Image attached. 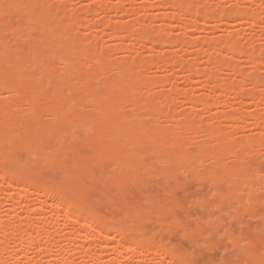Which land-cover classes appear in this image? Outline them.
I'll list each match as a JSON object with an SVG mask.
<instances>
[{
  "label": "bare ground",
  "instance_id": "6f19581e",
  "mask_svg": "<svg viewBox=\"0 0 264 264\" xmlns=\"http://www.w3.org/2000/svg\"><path fill=\"white\" fill-rule=\"evenodd\" d=\"M48 1L0 0V93L5 91L8 93V96L5 95L6 100L0 98V150L2 151V153L0 151V159L4 166L9 161L14 162L11 167H0V193L4 194L7 190H11V192L8 191L10 194L8 195L9 198H7L10 202L15 201L17 198L19 201L23 200L28 194H36L38 198L31 202L30 206L33 209H39V211L44 210L43 216H32L23 225V218L21 219L19 212L15 210L14 214L10 213L11 215L9 214L11 210L7 209L8 212H6V215H10L9 217L12 220L3 221L0 216V264H61V260L68 252L69 247L74 246L77 248L78 260L69 261L68 264H195L190 257L184 255V250H182L180 245H175L170 250H163L162 256L157 261L156 256L158 255L159 245L153 246L154 243H152V246L150 244L146 249L144 246L146 245L144 243L146 239L145 235L141 232L142 236L138 235L139 238H143L142 240L131 237L127 233V230H125L126 228L129 229L130 225L124 226L126 227L125 229L119 228L113 217L106 216L105 208L101 206L99 200L94 199L91 202H83V199L89 193L97 195L98 191H102L100 197L104 198V201L109 206L116 205L115 207L121 210L122 208L134 205L140 199L138 189L143 190V179L149 173L148 167L144 163V158L151 154L159 157V162L166 167L164 171L169 173L168 175L182 171L183 174L190 172L191 176L196 171L195 169H199V171H202L203 176L211 178L215 184H225L227 182L231 187L241 189V192L246 191V188L252 185V191L248 189L247 192L250 190L254 193L255 180L258 178H254L253 174H250L251 178L248 180L244 174V169L246 171L249 170L248 173H250L249 168L252 167V164L249 158L252 154L257 155V152L264 148V134L256 138H243L240 140H236L232 134L233 131H236L234 130L236 128L237 130L238 128H245L244 125H248L251 117H254L253 120L255 119L253 123L254 127L259 128L258 130L260 131L264 130V96H262L264 93L257 94L258 91L255 92L254 90L258 84L261 85L262 81L260 82V80H262L263 75L260 77V73L256 74V77L254 75L250 77L248 74L238 72L237 65H235L238 62H234L235 58L228 57L227 55V58L223 59L224 61L219 62L220 64L223 63L221 66L227 70L229 68L234 69L233 74L235 72L237 74L240 73L239 75L245 76V81L251 79L254 87L252 90L253 85L251 84L249 88H243V81L242 83L239 82L241 78L244 79L241 76L240 79L234 77L232 80L231 78V81H227L228 83L225 84L226 81L223 79L222 81L224 82L219 80L220 78L217 80L218 76H216V72L218 71L215 72V70L217 67L220 68V66L216 65L218 62L213 63L215 65L211 69L209 68L211 66L209 61L212 57L209 56L210 48L212 49V46L209 48L211 42L206 40V42H201L200 40L196 42L192 41V38L187 40L186 35H184L185 38L181 36L182 40L180 44H186V47H193L190 50H197L202 54V57L203 55L204 57H208L207 59H202L205 63L204 65L201 61L202 67L189 61L185 65L181 64L185 68L184 71L186 70L188 74L185 73L187 76L185 80L192 85V83L197 81L195 80V77H197L195 75H200L205 76L207 82L210 78H214L218 82L215 81L212 84L211 80L209 82L210 86H207L206 91L202 94L190 92L191 88H189V91L187 88H185V91L183 89L182 91H184L185 95L181 91L183 94L181 96L187 97L184 104L186 105L184 106L185 110L182 109L183 113L179 116L176 114V116L171 112V107L174 103L172 100H169V93L174 94L178 91L180 94V88L182 89V87L179 88L176 85H172L169 88L170 90L167 91L165 89L168 93L164 92V89H161L166 83L170 82L169 75H166V71H168L166 67H174L178 64L177 60L180 57L178 54H176V57L175 55H171L174 51L170 55V52H166L168 45H172L173 43L179 44L178 39L175 41L176 39L174 40L173 35H171L172 41L168 42L166 40L162 42L163 38L161 39L160 37L161 35L163 37V34L167 33L166 28L169 24L163 23L162 25L160 22L162 26L153 29L154 26L151 27L149 23L150 30H152L149 32L147 22L141 27L143 30L140 29L143 23H140L138 27L142 31L140 32L135 23V25L131 24L133 22L129 24L122 22V24L121 21L117 23L114 22L116 20L112 21L111 19V21H108L109 19L107 22L105 21L106 23L102 21L110 29V32L106 31L108 33H105L106 36L108 35L107 37H128L132 42L138 44L137 48H134L133 45H129L128 47H120L119 44L115 45V50L119 49L121 52L123 50L125 52L121 56H118L117 59H120V61L117 62L115 59L110 58L109 52L113 50L89 43L87 42L88 38L84 36L80 38L74 36L75 27L78 28L84 25L83 21L89 15L88 13L86 15V11H82L83 14L80 12L74 19L73 17L68 19L66 17L69 15H66V13H61V15L57 16L47 11L45 6L48 4ZM149 1L151 4L157 0ZM159 1L162 2L163 0ZM185 1L187 2V0ZM249 1L254 2L255 0ZM259 1L260 5L258 6H261L264 10V1ZM101 3L102 6H100L103 10L111 8L121 10L119 5L114 6L106 0L103 2L101 0ZM190 3L172 0V3L169 5L168 2H162L163 6H169L174 11L172 12L171 19L176 22L180 19V15L178 16V12L176 15V11L180 9L186 13L189 12V10L193 9L192 7V9L190 8ZM149 6L144 7L145 10ZM235 9L237 11L238 8H234V14L239 15L241 18L242 16L246 18L248 13H250L246 11L241 12L240 9L236 12ZM143 13L142 15H144ZM186 13L183 12V14ZM6 14H13L14 17H19L22 20V25L18 27L8 26ZM145 15L147 16V14ZM142 17L145 18L144 16ZM139 21L137 22L139 23ZM180 23L183 24V28H186L184 26L188 24L185 22ZM193 25L194 28L197 26ZM87 29L89 28L87 27ZM143 32L146 33L140 35ZM4 33L8 37V40L5 39ZM158 38L159 41L157 40ZM169 38L168 36V40ZM224 39L222 40L225 42L222 40L220 42L222 41L223 44H227L229 53L231 54L233 50L236 52V44ZM158 43L161 45L164 43L165 49L161 52L155 47ZM140 49L151 52H147L149 55L145 58H137V53ZM180 49L182 48L180 47ZM213 49H216V47H213ZM152 51L158 52L156 56L159 58L157 59L161 58L163 62L160 67V69L162 68L161 70L165 71V75L163 74V76L161 74L159 77L150 75L151 67L154 65V58L152 59L153 56L150 54H155ZM254 52L252 50L245 51V58L247 57L246 60L248 61L252 60L258 63V61L260 62V56L254 55ZM159 53L161 54L160 56L158 55ZM263 56L261 54V57ZM163 57L164 59L162 60ZM260 59L264 60L263 58ZM208 64L209 67L206 70L209 68L210 71L205 72L204 67L208 66ZM156 65L158 64L156 63ZM198 68L203 69L201 70V74H199L200 69L198 71ZM61 71H63V74L59 76V72ZM182 78V81H184V76ZM48 84L49 87L46 86ZM191 85L189 86L191 87ZM262 85L264 84L262 83ZM156 87H159L162 91L160 89V91L155 90ZM65 88L69 91L68 96H73L72 98L69 97L68 99L66 94H61L63 93L62 89ZM1 89L3 90L1 91ZM262 90H264V87ZM195 94L196 97L194 96ZM243 95V98L245 96L250 97L247 101L255 98L253 101L257 100V103H255L257 107H261V105L263 107L262 110H260V107L259 109L257 108L261 112L244 114L243 119L241 116V113L243 115L242 107L245 108L246 106L243 101L241 102L244 103L243 105L241 104L242 107L237 106V108H232V111H216L217 109L214 112L211 111L213 107L220 105L221 100L225 96L242 97ZM2 97L4 98V96ZM22 105L25 106L22 109L25 112L26 109L30 111V115L22 114L24 112L22 109L20 110V106ZM129 108L133 111L131 115L126 113ZM205 117L210 118L215 123L221 122L223 119H227L231 123L230 125L228 124V128L222 129L206 123ZM154 119L158 120V122L159 120H164L166 126L161 124L162 121L161 123L155 121L156 124L151 123L152 121L154 122ZM236 122L239 124H236ZM241 123L242 125H240ZM81 125H87V127L90 125L89 130L91 129V132L87 128L89 133L79 135L81 140L85 142V145L79 148L78 153L77 151H73V158L62 156V152H60L62 155L53 151L46 153L45 147L48 144L49 136H62L72 128H78ZM75 133H79L77 129H75ZM64 138L62 141H64ZM61 144L62 142L59 145L61 146ZM257 147H260V150L256 151ZM253 151H256V154ZM25 152L27 154L28 152L36 153L42 157L44 163L48 161L53 167L49 171L41 170L38 173L31 172L29 169H23L25 166L24 161V166L22 165L21 167L20 163L22 164L21 156ZM34 153L33 157L36 156ZM2 157L4 159L8 158L6 163L4 160L2 161ZM204 158L208 159L209 162L206 163L204 160V163L199 164V160ZM230 161H233V163L235 161L236 165L232 166L231 164V167L228 166ZM25 163L28 164L29 162ZM110 165H114L115 167L110 176L105 177L106 170ZM151 167L154 169L153 166ZM97 169V173L100 175L94 177V171H97ZM216 173H219V175ZM91 174L94 177L93 179L90 178ZM101 179H105L106 181L103 183L102 189L99 190L98 187ZM242 182H246L249 186L240 188ZM258 182L256 180L257 185ZM137 187L138 189H136ZM262 187L264 188V186ZM243 189L244 191H242ZM257 195L255 194L256 197ZM53 197L57 201L53 200L56 204L51 206L49 201ZM195 198L198 197L196 196ZM197 200L199 201V198ZM263 200L264 197L262 198ZM19 201L17 202L18 204ZM155 203L157 202L155 201ZM175 203L179 206L180 210L185 209L181 199L177 198ZM13 204L11 203L10 206ZM21 205L19 206L21 210L26 212L30 210L28 204ZM141 206V208L144 207L143 204ZM159 206L155 208V214L162 216L161 210L163 208L159 209ZM45 207H49V210L45 211ZM152 208L154 207L151 206V210ZM136 209L133 212L138 214V209ZM148 209L150 208L148 207ZM242 209L244 210V207ZM140 211L142 212V210ZM54 214L57 215L58 220H62L63 225H59L57 221H53L54 218L52 219V217ZM141 215L144 214L142 213ZM151 219L154 218L152 217ZM209 219L211 218L209 217ZM156 222H158V219ZM262 222L264 223V220ZM22 226L26 228H21ZM61 226L65 228V231L59 235L58 230ZM142 227L141 224H138L136 229L141 230ZM255 228H257L256 230H262L261 226L260 228L255 226ZM250 229L251 227L248 230ZM58 237L67 242L61 243L59 246L55 245ZM79 238H82L81 241ZM77 239L80 241L79 243L76 242ZM250 239V248L246 249L244 247L246 251L242 255L243 261L246 264H264V254L262 252L261 255L256 248L259 238L256 235H252ZM233 241L235 242L234 239ZM236 244L234 245L238 247V243ZM143 252H147L150 258L148 257L145 260ZM52 256H55V258Z\"/></svg>",
  "mask_w": 264,
  "mask_h": 264
},
{
  "label": "rangeland",
  "instance_id": "374dc122",
  "mask_svg": "<svg viewBox=\"0 0 264 264\" xmlns=\"http://www.w3.org/2000/svg\"><path fill=\"white\" fill-rule=\"evenodd\" d=\"M103 1H105V0H102V2ZM106 1L110 2L114 6L119 5L121 7V10H115L114 8H111L109 10H103V8L101 7L102 6L101 0H49L48 4L45 6V9L47 11H49L51 14H56L57 16L61 15V13H66V15L67 14L69 15L68 17H66V15H65V17L68 19L69 18L71 19V17H73V19H74L75 16L80 14V12L86 11V15H88V14L89 15L86 16L84 14V16L87 17L86 19L84 18L85 21H83V19H82L84 25H81L78 28L75 27L74 36L79 37V38L84 36V37L89 39V40L87 39V42H89V43L99 45L102 47H106V49H109V50H113V51L109 52V55H110L111 59H115L117 62L120 61V59H117L118 56H121L123 54L124 50L122 52L119 49L115 50V45L119 44L120 47H124V46L128 47L129 45H133L134 48H137L138 44L132 42L128 37H122V38L110 37V36L107 37L108 35L106 36L105 33H106V31H109L110 29L104 23H106L108 19H109L108 21L116 20L114 22L119 23L121 21V23L123 22L125 24L126 23L129 24V23L133 22L131 24L135 23L137 25V28L139 27L140 23H143L140 26V29L144 25V23L147 22V24L149 25V27H148L149 29L147 28L148 31L153 26H154L153 29H156L159 26H162L163 23H166V25L169 24L168 27L166 26L167 27L166 28L167 33L163 34V37H162V35L160 37H161V39L162 38L165 39V40L162 39V42H164L166 40L168 42L172 41L171 35H173L172 37L174 38V40L176 39L175 41H177V39H178L179 44L173 43L174 45L173 44L168 45L166 47L168 51L166 50V52L167 53L170 52L169 53V55H170L171 53H173V51H174V53L176 51L175 54L173 53L171 55H173V56L175 55V57H176V54H178L180 57H179V60H177L178 64H176L174 67H172V66H170V68H169V66L166 67L168 70V71H166V75H169L170 82L166 83L167 85L165 84V86L161 87V89H164V92L168 93L167 91L170 90L169 88L172 85H176L179 88L182 87V89L180 88V94L178 93V91L174 94L169 93L170 94L169 100L170 101L172 100V102L174 103L173 106L171 104V106H172L171 112L175 115L178 114V116H179L183 113L182 109L185 110L184 106H186V105H184V104L186 102L187 97L181 96L182 92L184 94L185 88H187L188 91H189V88H191L190 92H192V93H197V94L201 93L202 94L206 91L207 86H210L209 82L211 80H212L211 81L212 84H214L216 81L214 78H212V79L210 78V80H208V82H207L206 81L207 78H205V76H200V75H195V76H197V77H195V80H197V81H195V83H192V85L185 80V77H187L186 76L187 73H186V70L184 71L185 68L182 65H185V63H187V61H189V62L196 63V65L199 67H202V64H201L203 62L202 59H205V58L207 59L208 57H204V55L202 57V54L199 53L197 50H195V51L190 50L193 47L192 48L186 47V44H184L185 47L183 48L184 45L180 44V41L182 40L181 39L182 37L185 38L184 35L187 36L186 37L187 40H190L192 38L191 40L196 41V42H198V40H200L201 42L208 41V42H211L210 43L211 45L209 46V48L211 46H212V49H213V47H216V49H213V50L210 48V51H209L210 52L209 56H212L210 61H209V63H211V66L209 67V64H208V66L206 65V67H204L205 63L203 62L204 63L203 67L205 68V72L210 71L211 67H213L215 65L213 63L218 62V64H220L219 62H222L223 59L225 60L227 58L226 56L228 55V57L235 58L234 62H238L239 65L235 64V65H237V69H238L237 71L238 72H243L245 74H248V75H250V77L253 75L255 76L256 74L258 75L261 73L259 76L261 77V75H263V77H264V60L260 59V58L264 59V56L261 57V54L264 55V53H262L264 51V10L261 6H258V5H260L259 0H255L256 2L255 1L251 2L249 0H190L191 3L189 0H187V2L190 3L189 4L190 8L192 7L193 9L191 8L192 10H189V12H187V13L183 10H180V9L179 10L181 12L179 10L176 11V15H177V12H178V16L180 15L179 16L180 19L177 22L175 20L171 19L172 18L171 16L173 15L172 12H174V11L169 6L168 7L163 6V4H162V2L165 1V2H168V4L170 5L172 3V0H167V1L163 0L162 2L157 0V1H153L152 2L153 4L152 3L150 4L149 0H144V1L143 0H106ZM181 1H184L185 3H187L185 0H181ZM261 1L263 2L264 0H261ZM253 3H255V4H253ZM141 5H142V7H141ZM149 5H151V6H149ZM147 6H149V7L145 10L144 7H147ZM235 7L238 8L237 11L240 9L241 12L246 11V12H250V13H248L246 18L243 16L241 18L239 15L234 14V8ZM143 11H145V12L143 13ZM182 11L186 14H183ZM235 11H236V9H235ZM142 13L144 15H142ZM81 14H83V12ZM145 14H147V16ZM8 15H10V14H6V21H7L8 26L18 27V26L22 25L21 24L22 20L19 17L15 16L16 17L15 18L13 14H11L10 16H8ZM241 15H246V14H241ZM142 16H144L145 18H143ZM154 17H157V18H154ZM141 19H142V21H141ZM102 21L104 23H102ZM137 21H139V23ZM160 22L162 23V25H160L161 24ZM180 22L188 23V24H185V26H184L186 28H183V26H182L183 24H181ZM149 23L151 24V27H150ZM192 23L197 25V26L194 28V25ZM85 26H87L89 29H87V27L85 28ZM22 28H25V27H22ZM135 28H136V26H135ZM140 29H139V31H140ZM141 30H143V29H141ZM103 31H105V32H103ZM151 31L152 30H150L149 32H151ZM140 32H142V31H140ZM153 32H154V30H153ZM145 33L144 32L140 33V35H143ZM183 33H185V34H183ZM147 34H149V33L147 32ZM166 35H167V38H166ZM4 36L6 37L5 39L8 40V37L5 35V33H4ZM168 36L170 37L169 40H168ZM229 37H230V39H229ZM143 38L147 39L145 37H143ZM221 38L222 39L225 38L224 40H226V41L230 40V41L234 42L236 44V49H235L236 52H234V50H233L234 53L231 51L232 53L230 54L228 46H226L227 44L226 45L223 44V42H225V41H223ZM150 39H151V37H150ZM157 40L159 41V38ZM220 40H222L223 42L222 41L220 42ZM218 41H219V43H217ZM149 44H147V46H149ZM179 45L182 49H180ZM219 46H220V48H218ZM155 47H156V49H159L160 52L163 49H165L164 43L162 45L158 43V45L156 44ZM237 47H239V48L237 49ZM194 48H197V47H194ZM253 49L255 50V52ZM243 50H244V52L245 51L248 52L249 50H252V52H254V55L260 56L259 57L260 62L258 61V63H256L252 60H251L252 62L246 60L247 57L245 58V53L243 52V54H242ZM147 52L150 53L151 51H149V50L147 51L145 49H140L137 53V58L147 57V55H149V54H147ZM152 52L155 54H150L153 56L152 59L154 58V60H153L154 65H153V67H151L152 69L150 68L151 69L150 75L156 76V77H159L161 75L163 76V74L165 75V71L161 70L162 68L160 69L161 63H163V62L161 61V58L158 60L157 58H159V57L156 56L158 52H156V51H152ZM167 53H164V54H167ZM239 53H241V54H239ZM50 54H52V53H50ZM198 54H201V55H198ZM232 54H233V56H232ZM158 55L160 56L161 54L159 53ZM178 55H177V58H178ZM241 55H242V57H241ZM167 57H169V56L167 55ZM213 57H214V59L212 60ZM163 59H164V57L162 58V60ZM180 60L182 61L181 63H180ZM235 60H238V61H235ZM112 61H114V60H112ZM156 63L158 65L159 64L160 65L159 66L156 65ZM218 64H216V65L220 66L221 69L219 67H217L215 70V72L218 71V72H216V76H218V78L216 77L217 80L220 78L219 80L222 81V79H223L224 81H226L225 82V84H226V83H228L227 81H231V78H232V80L234 77H236V78L238 77L237 79H240V76H241V77H244V79L241 78V80L239 82L242 83V81H243V83H242L243 88L245 87L247 89V87L249 88L251 86V84H252L251 79L247 78L248 81H245L246 80L245 76L239 75L240 73L237 74L235 72L236 74L235 73L233 74L234 69L229 68L230 70L229 69L227 70V69H225V67L221 66L223 63L220 65H218ZM207 67H209L210 69L208 68L206 70ZM199 69H200L199 74H201V70H203V69L198 68V71H199ZM246 71H247V73H246ZM255 72H257V73H255ZM62 74H63V71L59 72V76ZM183 76H184V81H182ZM263 77H262V80H260L261 78L259 80H260V82L262 81V83L264 84V81H263L264 78ZM224 81H222V82H224ZM249 81H251V82H249ZM216 82H218V81H216ZM187 83H189V84H187ZM262 83H260L261 85L258 84V86H256L257 88L254 89L255 92L258 91L257 94L258 93H260V94L264 93V90H262L264 85H262ZM189 85H191V87ZM252 85H253L252 86V90H253L254 84H252ZM46 86L49 87V84ZM159 89H160L159 87L158 88L156 87L155 90H159ZM165 89L167 91H165ZM183 89H184V91H182ZM2 90L3 89H1V91ZM52 90H53V88H52ZM62 91H63V93H61L62 95L66 94L68 96L69 91H67L66 88L62 89ZM62 91H60V92H62ZM246 91H249V90H246ZM5 95L8 96V93L6 91L1 92L0 98L5 99ZM2 96H4V98ZM194 96L196 97V94ZM262 96H264V95H262ZM69 97L72 98L73 96H68V99H69ZM243 97H244V95L242 97L225 96L223 98V100H221L220 105L219 106L216 105V107H213V109L211 111L214 112L216 109H217L216 111H218V110L232 111L233 110L232 108H235V107L237 108V106L242 107V105L245 103V105H246L245 108L242 107L244 109V110L242 109L243 115L241 113V116L243 119H244V117H243L244 114L247 115V114H253L256 112H261L260 110H262L263 107H262V105H261L262 108L259 106L260 110H258L259 107H257V105L255 104V103H257V100H255V102L253 101L255 98L251 99V101L250 100L247 101V99L248 98L250 99V97L249 96H245V98H243ZM242 101L244 103H241ZM245 101L247 102V104ZM72 102H73V100H72ZM181 105H183V106H181ZM23 107H25V106H23V105L20 106V110ZM22 111H24V109H22ZM27 111L28 110L26 109V112L24 111V112H22V114L23 115H30V111H28V112ZM263 111H262V113H263ZM131 112H133V111L129 108V109H127L126 113L131 115ZM172 113H171V115H172ZM173 117H174V115H173ZM253 118L254 117H251L249 119L248 125H244L245 128H238V130H237V128L234 129L236 131H233L232 136L235 137L236 140H240L243 138H256V137H259V136L264 134V130L260 131V130H258L259 128L254 127L253 123H254L255 119L253 120ZM223 120L221 122L215 123L213 120H210V118L208 119L205 117L206 123H209V124L214 125L216 127H220L222 129H226V128H228V126L230 125L231 122L229 120H228L229 121L228 122L227 119L224 121ZM155 121L158 122V120L154 119V122L152 121L151 123L156 124ZM161 121H162V123H161ZM161 121L159 120L158 123H161L163 126H166V123H164V120H161ZM250 121H251L252 125L250 124ZM238 122L240 123V121H238ZM238 122H236V124H239ZM240 125H242V123ZM90 127H91L90 125L88 127H87V125H83V126L81 125V127L79 126L78 128L74 127L68 133H66V134L64 133L62 136H58L59 138L54 137V136L53 137L49 136L48 144L45 147L46 153L52 152V151L58 152V153L62 152L63 155H62V153H60V155H62L64 157L68 156L70 158H73L74 157L73 151H77V153H78L79 148L81 146L85 145V142L81 140L79 135L80 134L86 135L87 133H89V131L91 132V129L89 130ZM87 128L89 131L87 130ZM75 129H77V131L79 132L78 134L75 133ZM64 136H65V138H64ZM75 136H76V138H75ZM62 137L64 138V141H62L63 140ZM52 142L55 144H53ZM61 142H62V144L60 146L59 144ZM63 142H65V143H63ZM62 147H64V148H62ZM258 149L260 150V147H257L256 151ZM256 151L255 152L253 151V152L256 154ZM1 153H2V151H1ZM1 153H0V155H1ZM25 153L22 154V156H21L22 164L20 163L21 167H22V165L24 166V164H25L23 169H29L31 172L38 173L41 170L49 171V170H51L50 168L53 167L52 164L48 161L46 162V160H45L46 163H44L42 157H40L36 153H34V152H28V154H27V152H25ZM33 153L36 155V156H34L35 158L33 157ZM64 153H65V155H64ZM2 155L4 156V154H2ZM148 156L144 158V163L148 167L147 169L149 170V173L143 179V182H142V184L144 186L143 190L138 189V187L136 188L139 190L138 192H139L140 199L134 205H132L130 207L122 208L121 210L118 209V207H115L116 205L115 206H109L104 201V198L100 197L102 191H98L97 195H95L94 193H89L83 199V202L84 201L91 202V201H94V199L99 200L100 201L99 203L101 204V206L105 208L106 216L107 217H113L116 220V223L118 224L119 228L125 229L126 227H124V226L130 225V227L131 226L133 227V228L131 227V229H133V230H131L130 227H129V229L126 228L125 230H127V233L131 237H136L138 240L143 239V238L142 239L139 238V236H142V234L145 235L146 239L148 237L147 240L146 239L144 240V243H146V245H144L145 248L147 246H150V244L152 246V243H154L153 246L159 245L158 246L159 249L157 251L158 255L156 256L157 261L159 260L158 258H160L162 256L163 250H165V249L170 250L173 247H175V245L176 246L180 245L182 247V250H184V255L190 257L195 264H246V262L243 261L242 255L246 251L247 248H250L251 239L249 240V238H251L252 235H256L259 238V242H258V245L256 248H257V251L259 253H261V255H262V252L264 254V250H263V248H264V234H263L264 233V223L262 222L264 220V200L262 201V198L264 197V188L262 187V186H264V177H263L264 174L261 175V173L264 172V157H263L264 156V148L262 150L258 151L257 155L252 154L250 156L249 160H250V163L252 164V167L249 168L250 173H248L249 170L246 171V169H244L245 173L243 170V173L246 175L248 180L251 178L250 174L251 175L253 174L254 178H258V179H256L257 182L259 181L258 185L256 183V180L254 179L255 184H256V186H254V189H255L254 193L251 192L252 191V185H250V187H248L249 185L246 182H242L240 188L245 186V187H248V188H246L247 190L250 189L251 191L249 190L247 192V190L244 191V189H243L242 191H244V192H241V189L239 190L238 187H231L230 184H228L227 182L225 184H222V183L215 184L211 178H209L207 176H203L201 173L202 171L201 170L199 171V169H195L196 171L193 170L196 173L194 172L193 175L191 174V176H190V172L188 174H183L182 171L175 173V174H172V175L171 174L168 175L169 173L164 171L166 169V167L163 166L162 164H160L159 157L152 155V154L148 155ZM5 158H6V156H5ZM33 158H34V160H36L35 161L36 163L34 162ZM7 159H4L2 157V161L4 160L5 163H6ZM204 160L206 161V163L209 162L208 159L206 160L204 158V159L199 160V162H200L199 164L204 163L205 162ZM23 161H24V164H23ZM25 162H27V163L29 162V163L26 164ZM13 163H14L13 161H9L6 164V166H4L1 163V159H0V167H2V168L3 167H11L13 165ZM231 164H232V166H235L236 162L234 161V163H233V161H230L228 163V166L231 167ZM150 165L154 167L155 171ZM109 167H108L109 169L107 168V170H106V176L105 177L110 176V174L113 171L115 166L110 165ZM23 169H20V170H23ZM150 169H153V170H150ZM260 171H262V172H260ZM97 172H98V169H97V171L96 170L94 171V174H93L94 177H96L97 175H100ZM163 172H165V173L162 174ZM218 172H220V171H218ZM43 173L45 174V172H43ZM195 174L196 175L200 174V175L196 176ZM216 174L219 175V173H216ZM187 175H189V176L186 177ZM93 176L91 174L90 178L93 179L94 178ZM175 180L177 183L175 182ZM105 181H106L105 179L100 180V184L98 187L99 190L102 189L103 183H105ZM211 182H213V183H211ZM158 183H159V186H158ZM170 185H171V187H170ZM215 188H216V190H215ZM8 191L11 192V190H7L4 194L0 193V216L3 219V221H9V219H11L9 217L11 215L10 213L14 214L15 211L19 212L21 219L23 218L22 219V225L24 222H26V220H29L30 218H32V216L39 217V216L44 215V212H43L44 210L39 211V209L38 210L33 209L32 206H30V203L38 198V196L36 194H28V195H26L25 198H23V200L19 201L17 198L15 201L10 202L9 199H7V198H9L8 195L10 194V192H8ZM143 193H145V194H143ZM247 193H249L248 198H247ZM255 194L256 195L258 194L257 197L255 196ZM166 195H169V196H166ZM196 196L199 198V201L197 200L198 198H195ZM146 197H148V199H146ZM152 197L154 198V200ZM169 197L170 198L172 197V198L170 199ZM252 197H253L255 202L253 201ZM177 198L181 199L183 201V205H184L185 209L180 210L179 206L175 203ZM17 200L19 201L20 205L17 203L18 202ZM53 200L55 202L57 201V199L55 197H53V199H50L49 204L51 206L56 204ZM155 201L157 203H155ZM11 203H14V204L10 206ZM152 203H154V204H152ZM21 204H28V207L30 208V210L27 212L21 210L19 208V206H22ZM142 204L144 206L143 208H141ZM145 204H146V207H145ZM168 204H169V206H167ZM214 204H216V205H214ZM245 205L247 206V208ZM147 206L150 209H148ZM151 206L154 207V208H152V210H151ZM158 206H159V209L161 207L163 208V210H161V212L163 213L162 216H158L157 214H155V210H156L155 208H157ZM242 207H244L245 211L242 209ZM18 208L20 209V211ZM136 208L138 209V211H137L138 214L133 212V210L135 211ZM7 209L11 210V212L9 211V214H10L9 216L6 215V212H8ZM45 209H46L45 211H47V210H49V207H45ZM139 209L142 210V212ZM261 209L263 210V212H261L262 211ZM123 210H124V212H123ZM258 212H259V215H258ZM142 213L144 215H141ZM54 215L52 217V219L54 218L53 221L54 222L57 221V223L59 225H61V224L63 225L62 220H58L59 218L57 217V215H55V216ZM139 215H141V216H139ZM233 215H234V217H233ZM152 217L154 219H151ZM209 217L211 219H209ZM125 218H127V219H125ZM52 219H51V221H52ZM157 219H158V222H156ZM261 219H262V221H260ZM127 221H129V222H127ZM138 224H141V226H143L141 228V230L136 229ZM255 226L258 228H260V226H261L262 230H260V229L256 230L257 228H255ZM249 227H251L250 230H248ZM21 228H26V227L22 226ZM185 229L188 232V234L186 231H184ZM64 231H65V228L63 226H61L60 229L58 230V234L61 235V234H63ZM146 234H148V235L146 236ZM228 235H230V236H228ZM247 237H249V238L247 239ZM232 238L235 240L236 243H238V245H239L238 247L235 246L237 244L233 241ZM79 239L81 241L82 238H79ZM209 240H210V243H209ZM80 241L78 239L76 240L77 243H79ZM166 241H167V243H166ZM64 242H67V241L62 240L60 237H58L56 239L55 245L59 246V244L64 243ZM244 247L246 249H244ZM227 248H229V249H227ZM76 251H77V248L75 246L69 247L68 252L65 254L63 259L61 260V264H68L69 261H77L78 260V257H77L78 253H76ZM143 253H144L145 260H147L148 257L150 258V255L147 252H143ZM238 253H239V255H238ZM235 255H237V256H235ZM52 257L55 258V256H52ZM237 261H239V262H237Z\"/></svg>",
  "mask_w": 264,
  "mask_h": 264
}]
</instances>
